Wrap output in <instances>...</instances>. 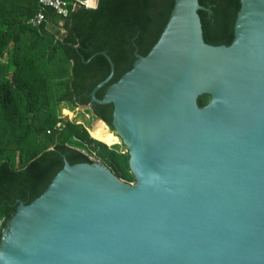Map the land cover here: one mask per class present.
Here are the masks:
<instances>
[{"label": "water", "instance_id": "water-1", "mask_svg": "<svg viewBox=\"0 0 264 264\" xmlns=\"http://www.w3.org/2000/svg\"><path fill=\"white\" fill-rule=\"evenodd\" d=\"M239 3L230 45L213 46L198 15L209 9L174 0L156 43L101 99L114 64L98 53L110 71L89 106L112 105L135 184L64 160L18 202L0 264H264V0Z\"/></svg>", "mask_w": 264, "mask_h": 264}, {"label": "trees", "instance_id": "trees-1", "mask_svg": "<svg viewBox=\"0 0 264 264\" xmlns=\"http://www.w3.org/2000/svg\"><path fill=\"white\" fill-rule=\"evenodd\" d=\"M66 1V18L42 9L44 22L35 28L28 21L40 10L37 0H0V241L18 202L29 204L37 198L64 160L70 165L94 163L84 151H97L118 178L135 182L128 152L102 139L117 137L109 132L96 137L82 125L60 119L56 107L60 102L87 107L113 131L112 105L89 106L90 92L110 71L98 53L106 52L114 64L110 82L96 93L101 99L106 88L132 68L135 54L145 56L156 43L174 0H98L93 9ZM89 1L88 6H94V0L93 5ZM198 3L209 9L198 11L206 44L230 45L239 0ZM4 55L6 62L1 60ZM60 87L65 91L57 95ZM208 100L200 96L198 106ZM53 133L58 135L55 145L39 143L41 135Z\"/></svg>", "mask_w": 264, "mask_h": 264}, {"label": "rangeland", "instance_id": "rangeland-1", "mask_svg": "<svg viewBox=\"0 0 264 264\" xmlns=\"http://www.w3.org/2000/svg\"><path fill=\"white\" fill-rule=\"evenodd\" d=\"M89 3L90 5H93L92 0H90ZM51 30L54 31L56 29L55 27L54 28L52 27ZM1 60L3 62H6L7 56L4 55V57ZM64 91L65 89L63 87L58 88L57 95H61ZM56 113L60 119L69 120V121L82 125L88 130V133L92 131L94 134H96L95 135L96 137H101L103 132H107V133L109 132L113 134L115 137L118 138V140H116L115 138L111 139L110 138L111 136H109L108 138L102 137V139H104L105 142H107L111 147L115 148L117 151L123 154L127 153V149L122 144L120 138L116 136L114 132L107 125H105L106 127H104L101 121L95 120V118L91 115L87 107L74 105L69 102H60L57 104ZM38 140L41 145L49 147V146L55 145L58 142V135L56 133H53L52 135H49V136L41 135ZM87 152L89 153V151ZM93 160L95 163L103 164L102 159L98 157L97 151H95ZM122 181L130 185L135 184V182H127L124 180Z\"/></svg>", "mask_w": 264, "mask_h": 264}, {"label": "built area", "instance_id": "built-area-1", "mask_svg": "<svg viewBox=\"0 0 264 264\" xmlns=\"http://www.w3.org/2000/svg\"><path fill=\"white\" fill-rule=\"evenodd\" d=\"M75 5H83L87 7V0H73ZM37 4L39 6V11L29 19L28 23L35 28H38L44 22V15L42 13V9H52L57 15L66 18L69 14V5L66 0H37ZM89 156V159L93 160V156L95 152H85Z\"/></svg>", "mask_w": 264, "mask_h": 264}]
</instances>
